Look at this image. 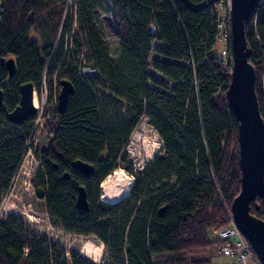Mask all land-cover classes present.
I'll list each match as a JSON object with an SVG mask.
<instances>
[{"label": "trees", "instance_id": "trees-1", "mask_svg": "<svg viewBox=\"0 0 264 264\" xmlns=\"http://www.w3.org/2000/svg\"><path fill=\"white\" fill-rule=\"evenodd\" d=\"M66 1L0 0V193L9 187L32 128V116L20 124L6 118L18 104L19 86L39 85L44 73L49 80L58 70L57 94L61 78L69 79L74 91L64 111L55 107L45 118L48 139L33 149L42 170L33 184L43 188L45 210L66 231L96 235L110 252V262L105 258L102 264H213L205 255H185L212 245L210 234L229 223L240 190L239 122L226 95L231 66L216 55L224 0H75L82 33L72 43L78 51L82 45L89 49L92 60H87L98 71L86 79L67 67ZM109 9L115 44L104 37L98 18ZM151 22L154 35L147 32ZM244 34L264 119V0L244 20ZM152 38L164 46L148 58ZM8 57L15 63L11 77L2 61ZM104 89L108 94H100ZM116 102H125L127 114L118 113ZM142 114L161 136L160 153L136 172L125 197L100 201L98 183L118 164L131 170L120 151ZM76 159L93 166L89 176L72 167ZM79 185L89 201L86 211L75 206ZM250 212L264 219L261 198L250 202ZM22 231L16 215L0 218V264H46L26 246ZM70 264L94 263L72 253Z\"/></svg>", "mask_w": 264, "mask_h": 264}, {"label": "water", "instance_id": "water-1", "mask_svg": "<svg viewBox=\"0 0 264 264\" xmlns=\"http://www.w3.org/2000/svg\"><path fill=\"white\" fill-rule=\"evenodd\" d=\"M258 0H230V30L232 64L230 81L226 88L229 109L237 118L240 190L233 198L230 213L239 231L246 238L253 251L257 254L261 264H264V219L250 212V202L261 198L264 202V119L259 110L255 92V71L248 61L249 48L244 34V20L253 12ZM7 68L9 77L15 72L12 57L2 60ZM18 104L6 114V118L13 124H20L28 116L36 113L33 104V84L24 82L19 86ZM74 91L69 79L59 80L57 94V111L62 112L70 94ZM3 90L0 87V106ZM72 167L89 176L93 166L83 160L76 159ZM67 178L68 174L64 173ZM36 196L43 197L41 186L35 188ZM75 206L86 211L89 207L86 190L83 185L77 187Z\"/></svg>", "mask_w": 264, "mask_h": 264}, {"label": "built area", "instance_id": "built-area-1", "mask_svg": "<svg viewBox=\"0 0 264 264\" xmlns=\"http://www.w3.org/2000/svg\"><path fill=\"white\" fill-rule=\"evenodd\" d=\"M220 9L218 12L217 17V24H216V35H215V43L216 46L221 43L223 47L220 50H217L216 55L222 61H228L230 66L232 64V52L229 51L228 45H231V30H230V0H224V2L220 3ZM223 7H225L223 9ZM79 9L75 0H67L66 6L64 9V14L62 17V23L64 20H67L66 29L64 32V49L67 47L70 50L74 51L77 54V60L73 64L74 69L77 72V76L81 79L91 78L98 75L97 69L89 63V60H92V55L89 53V49L82 45L81 51H78L74 44L72 43V38L76 33L80 30L79 28ZM99 20L102 19L103 22L105 20L110 21L112 23V30L110 32H114L115 23L112 17V14L109 10H102L99 12L98 15ZM109 28V27H108ZM60 31L63 32L62 25L60 26ZM157 31L156 26L154 23H150L147 32L150 35H154ZM82 33V32H81ZM113 34V33H112ZM83 40V39H80ZM150 51L148 53V58H151L155 55L154 50L156 47L164 46V41L158 40L156 38H152L150 40ZM80 49V47H79ZM84 53H88V57L84 60L83 57L78 59V56H83ZM146 70L151 72L154 76H156L159 80H164L163 75L160 72L152 71L150 66H147ZM231 72V69H230ZM153 83L151 81H147V86L151 87ZM92 90H96L92 87ZM50 92L52 96H50ZM33 94L36 97V106L35 110L37 114V118L32 120V128L29 133V138L26 142V150L25 153H30L34 148L35 145L32 143L34 142L33 136L35 134L36 125H42V118L41 114L45 108H47V113L44 114L43 119L49 117L54 105L57 103V84L56 81L53 80L51 83H48V79L45 73L42 76V79L39 85L33 84ZM51 97V99H49ZM34 101V98H33ZM34 115V116H35ZM138 133L143 137V140L146 144L151 148L152 154L147 155L145 153L143 142L141 141L140 144L143 148L142 152L136 146V139L135 134ZM162 147V139L156 128L150 123L149 118L142 114L140 115L136 125L134 126L133 130L131 131L125 145L120 151V154H124V160L131 166V170L134 172H128L124 168H120L125 175L133 181V178L138 171H142L146 164L153 158L155 154L159 152ZM38 160V159H37ZM39 162V160H38ZM126 170V171H125ZM213 243L211 246L206 247L202 251H195L190 254H186L185 256H208V257H217V258H225L226 261L223 264H261L257 254L253 251L252 247L246 240V238L242 235V233L237 228L234 220L229 212V223L219 229L215 230L213 233Z\"/></svg>", "mask_w": 264, "mask_h": 264}, {"label": "rangeland", "instance_id": "rangeland-1", "mask_svg": "<svg viewBox=\"0 0 264 264\" xmlns=\"http://www.w3.org/2000/svg\"><path fill=\"white\" fill-rule=\"evenodd\" d=\"M224 8L225 7H223V9ZM103 24L105 29L104 37L108 41H110L111 44H115L117 39L115 36L112 35V32H110L113 28L112 23L108 20H105ZM29 37L30 39H32V34H30ZM222 47L223 44L219 43L216 46V49L220 50ZM65 51L66 53H68H65L67 67H72L73 69V64L77 60V54L74 51L70 50L69 47H67ZM81 57H83L84 60L87 61L86 53H84L83 56L79 55L78 59ZM57 74H59L58 70L55 71V73L51 76V78L48 80V83H51L53 80L56 81ZM103 88H105V86H103ZM103 92H105V89L104 91L100 92V94H108L107 92ZM99 99L97 101L98 104L99 102H101V100ZM116 103H118L115 104L118 113L122 112L124 114H127L126 104H123V102ZM47 112V108H45V110H43L41 114L40 118H42V125H36V132L33 136L34 142L32 143L33 145H35L36 148L44 146L45 142L48 139V133L44 125L45 118L43 119L44 114H46ZM36 118L37 114L33 116L34 120ZM32 123L33 122H31V124ZM141 145L142 144L137 147L140 152H142L143 150ZM158 153H160V150ZM120 168H124L128 172H134L133 170L127 169L123 167V165L118 164L105 177H107L109 174H112L115 169L121 170ZM35 176H38L40 178L42 176V170L40 167V162H38L37 157L35 156L32 150L30 153L28 152L23 154L21 160L19 161L15 169L12 179L10 180L8 189L0 193V218L4 219V217L8 214H14L19 217L21 222L23 223L22 237L27 241L26 246H33L38 252V254L41 256V259L46 264H70V256L72 253L80 254L91 260L94 264H102L105 258H107V260L110 262L108 257L110 256V252L107 250L105 244L100 241L96 235L79 234L76 232L66 231L61 227L57 219L45 210L43 204L44 197L36 196L35 186L33 184V178ZM101 181L98 183V200L104 201L101 198ZM213 235L214 234H210L211 237ZM86 240H90L96 245H101V253L99 257L93 258L89 255L85 256L83 254V252L81 251V247ZM24 250L27 251L26 249ZM211 258L214 262L213 264H223L226 261L225 258H217L213 256ZM155 264L158 263L155 262Z\"/></svg>", "mask_w": 264, "mask_h": 264}, {"label": "bare ground", "instance_id": "bare-ground-1", "mask_svg": "<svg viewBox=\"0 0 264 264\" xmlns=\"http://www.w3.org/2000/svg\"><path fill=\"white\" fill-rule=\"evenodd\" d=\"M33 98H34L33 101L34 106H36L37 101L35 94H33ZM123 104H125V102H123ZM55 107H57V103L54 105L53 109ZM135 139H136L137 147L140 145L139 143L142 141L144 145L145 153L147 155L152 154L151 148L146 144V142L143 140V137L140 134L136 133ZM131 184H132V180L128 178L122 170L115 169L112 174H109L100 183L101 198L106 202H117L122 197L128 194ZM81 251L85 256L89 255L93 258H97L100 256L101 253V245H96L90 240H86L82 244Z\"/></svg>", "mask_w": 264, "mask_h": 264}]
</instances>
